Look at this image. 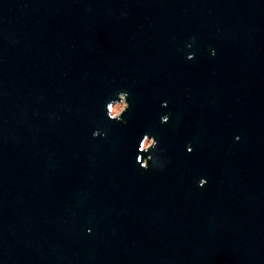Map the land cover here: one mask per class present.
I'll return each instance as SVG.
<instances>
[{"label":"water","instance_id":"obj_1","mask_svg":"<svg viewBox=\"0 0 264 264\" xmlns=\"http://www.w3.org/2000/svg\"><path fill=\"white\" fill-rule=\"evenodd\" d=\"M0 264H264V0H0Z\"/></svg>","mask_w":264,"mask_h":264},{"label":"clouds","instance_id":"obj_2","mask_svg":"<svg viewBox=\"0 0 264 264\" xmlns=\"http://www.w3.org/2000/svg\"><path fill=\"white\" fill-rule=\"evenodd\" d=\"M187 59L191 60L192 56L189 55ZM166 102L161 103V107H166ZM131 105L129 103V93L125 90H120L115 93L114 97L110 98L105 104V115L108 120L114 121L120 125H126L127 120L124 119V114L128 112ZM169 117L167 115H163L160 118V123L164 124L168 121ZM105 134L99 130H94L92 132L93 138L97 136L103 137ZM237 139H239L237 137ZM188 152H191L192 149L189 147ZM157 140L145 133L142 135L141 139L138 142L137 146V156H136V163L139 164V167L142 171H149L150 169H158L162 170L164 164L162 163L159 152ZM206 179H199L197 181L198 187H204L206 185Z\"/></svg>","mask_w":264,"mask_h":264}]
</instances>
